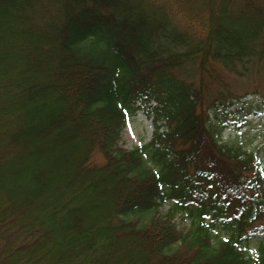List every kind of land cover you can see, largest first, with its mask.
<instances>
[{"label": "trees", "instance_id": "obj_1", "mask_svg": "<svg viewBox=\"0 0 264 264\" xmlns=\"http://www.w3.org/2000/svg\"><path fill=\"white\" fill-rule=\"evenodd\" d=\"M257 74L264 0H0V264H264V173L220 142Z\"/></svg>", "mask_w": 264, "mask_h": 264}, {"label": "rangeland", "instance_id": "obj_2", "mask_svg": "<svg viewBox=\"0 0 264 264\" xmlns=\"http://www.w3.org/2000/svg\"><path fill=\"white\" fill-rule=\"evenodd\" d=\"M195 1V0H192ZM203 1V0H201ZM180 25L185 24L186 21L179 18ZM90 50V49H89ZM261 74H257L252 79H236L231 84H234L236 90L242 95L244 93H249L246 100L252 103L253 109L264 108V78H261ZM146 112L139 110L130 119L127 125L124 127L121 133V139L119 142V147L125 150H133L137 147L144 146L151 142L154 131V124L152 118L148 117ZM244 110H241L239 114H236L232 122L238 123L239 121H244L245 126L241 130H235V128H227L220 133V142L234 144L236 147L240 148L243 153H248L254 157L256 163L259 164L261 171L264 173V110L258 114H250L244 118ZM220 122H218V125ZM96 160L102 161V155L97 154ZM89 199L86 198L82 201V205L85 210L92 208L94 206L85 205ZM172 202H166L161 207H159V215L165 217L169 214L171 210ZM152 216V213L148 215L135 214L128 217L127 220H133L139 218L140 225L144 224L148 218ZM192 217H197V210L194 211ZM192 217L185 216V213L177 212L174 215L173 223L176 225L178 230L187 231L191 227ZM209 219H207L208 221ZM213 242L221 239L225 236L224 231L218 237L216 232H212ZM264 241L262 233H255L252 238L245 240L243 242L244 250L248 257H254L256 252Z\"/></svg>", "mask_w": 264, "mask_h": 264}]
</instances>
